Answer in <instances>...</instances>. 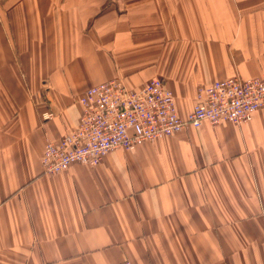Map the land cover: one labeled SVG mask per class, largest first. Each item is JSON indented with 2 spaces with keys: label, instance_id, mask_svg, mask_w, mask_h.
Wrapping results in <instances>:
<instances>
[{
  "label": "crops",
  "instance_id": "crops-1",
  "mask_svg": "<svg viewBox=\"0 0 264 264\" xmlns=\"http://www.w3.org/2000/svg\"><path fill=\"white\" fill-rule=\"evenodd\" d=\"M233 76L264 77V0H0V264H264V108L42 166L90 87L160 77L187 119Z\"/></svg>",
  "mask_w": 264,
  "mask_h": 264
},
{
  "label": "built area",
  "instance_id": "built-area-1",
  "mask_svg": "<svg viewBox=\"0 0 264 264\" xmlns=\"http://www.w3.org/2000/svg\"><path fill=\"white\" fill-rule=\"evenodd\" d=\"M79 103L83 107L80 124L60 142L46 144L42 166L47 174L62 173L74 163L97 166L109 151L131 150L139 142L172 136L189 125L250 122L264 108V77L233 76L200 86L187 119L180 117L175 95L160 77L140 90L112 79L87 89ZM53 116L46 112L43 119Z\"/></svg>",
  "mask_w": 264,
  "mask_h": 264
}]
</instances>
